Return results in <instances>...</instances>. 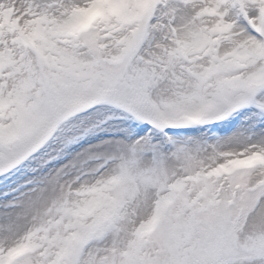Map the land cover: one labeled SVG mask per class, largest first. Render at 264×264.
<instances>
[{"label":"snow or ice","instance_id":"6c2138e0","mask_svg":"<svg viewBox=\"0 0 264 264\" xmlns=\"http://www.w3.org/2000/svg\"><path fill=\"white\" fill-rule=\"evenodd\" d=\"M0 264H264V0H0Z\"/></svg>","mask_w":264,"mask_h":264}]
</instances>
